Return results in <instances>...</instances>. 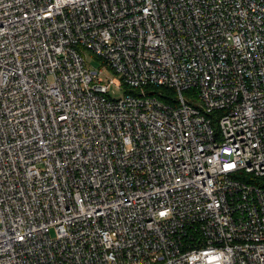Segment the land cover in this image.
<instances>
[{"label": "built area", "instance_id": "1", "mask_svg": "<svg viewBox=\"0 0 264 264\" xmlns=\"http://www.w3.org/2000/svg\"><path fill=\"white\" fill-rule=\"evenodd\" d=\"M0 264H264V0H0Z\"/></svg>", "mask_w": 264, "mask_h": 264}, {"label": "rangeland", "instance_id": "2", "mask_svg": "<svg viewBox=\"0 0 264 264\" xmlns=\"http://www.w3.org/2000/svg\"><path fill=\"white\" fill-rule=\"evenodd\" d=\"M87 59L89 64L91 65V67H101V62L99 61V59H97V57L93 54V53H88L87 55ZM104 78L105 81L107 82V84L112 80V79H116V78H120L119 75H116L111 69L108 68H104ZM125 91L122 88H119L117 85L115 84H111L109 87V98L110 99H120L122 97L125 96ZM187 94V93H185Z\"/></svg>", "mask_w": 264, "mask_h": 264}, {"label": "trees", "instance_id": "3", "mask_svg": "<svg viewBox=\"0 0 264 264\" xmlns=\"http://www.w3.org/2000/svg\"><path fill=\"white\" fill-rule=\"evenodd\" d=\"M158 91H161V93L163 92L166 95V97H163L165 101H168V102L173 101V96L175 94L174 90L169 89V88H161Z\"/></svg>", "mask_w": 264, "mask_h": 264}]
</instances>
